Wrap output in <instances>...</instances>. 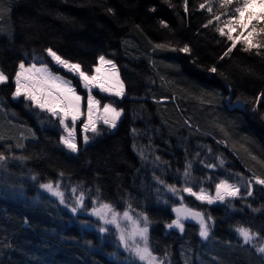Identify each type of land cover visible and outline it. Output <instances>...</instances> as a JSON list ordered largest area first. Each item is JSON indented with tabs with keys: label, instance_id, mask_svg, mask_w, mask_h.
I'll return each instance as SVG.
<instances>
[{
	"label": "trees",
	"instance_id": "16d2710c",
	"mask_svg": "<svg viewBox=\"0 0 264 264\" xmlns=\"http://www.w3.org/2000/svg\"><path fill=\"white\" fill-rule=\"evenodd\" d=\"M236 6L0 0V70L9 76L0 84V153L7 158L0 162V264H131L117 238L84 225L97 226L95 217L72 212L41 189L45 183L144 214L152 251L170 264H264L256 251L264 240V185L253 179H264V48L245 51L246 39L226 25ZM260 21L248 39L255 45L264 44ZM217 27L230 30L235 47ZM185 45L190 51H179ZM49 47L88 74L104 55L124 82L123 96L92 89L100 105L110 103L122 116L114 128L98 123L87 143L79 133L77 152L61 142L58 117L12 96L19 63L44 62L72 81L86 111L87 89L50 62ZM228 86L245 109L225 104ZM221 180L235 182L239 195L208 203L184 194V203L211 220L207 238L197 222L168 227L176 201L163 196L165 186L213 194ZM241 226L258 236L245 244Z\"/></svg>",
	"mask_w": 264,
	"mask_h": 264
},
{
	"label": "snow or ice",
	"instance_id": "6c2138e0",
	"mask_svg": "<svg viewBox=\"0 0 264 264\" xmlns=\"http://www.w3.org/2000/svg\"><path fill=\"white\" fill-rule=\"evenodd\" d=\"M259 3L264 5V0H221V6L226 7L228 5L237 4L233 10L232 16L225 21L226 25H233L235 24L238 30H242L243 28L248 27L247 24H241L240 16L244 12L245 9H248L249 6L253 3ZM187 4V0H185V5ZM201 8H204L205 5L201 4ZM109 12H112V9H108ZM209 12H212V8H208ZM222 15H227V12L222 13ZM254 14L249 11L247 14V18H251ZM261 15H264L262 13ZM215 20L219 21L220 16H215ZM213 21L209 20L208 23L211 24ZM163 24L164 22L161 21ZM261 24L260 20H257L255 23L251 24V30L249 31L248 35L251 36L252 32L257 29V26ZM216 31L220 33L222 36H226L229 41L232 42V47L236 46V40L231 35L230 30L225 31L224 28L217 27ZM260 33H264V26L259 28ZM243 43L247 45L245 47V51L251 50L253 47L256 48H264V44L255 45L252 44L249 40H244ZM158 48H164V45H157ZM175 50V49H173ZM179 51L182 52H189L190 49L187 45L183 48H180ZM232 51V48L228 49V52H225V55H228L229 52ZM45 52L47 53L48 57L50 58V62L59 69L64 70L66 73L71 74L73 77H78L79 82L83 85L85 89L88 90V113H87V120L83 124L84 131L91 130L93 133L99 134V130L96 127L97 121L93 119V111L96 105L99 104V101H96L95 98L92 96L91 92L94 87H99L100 91L109 92L116 96H123V84L120 82V87L118 89H113L111 87H105L102 82H98L96 76H90L86 71L82 70L80 63H72L69 59L64 58L63 56L59 55L57 51H54L51 47L46 48ZM223 58V57H222ZM99 61L101 64H109L112 68H115V65L112 61H106L105 56H99ZM212 72H216V68L213 67L210 69ZM96 72H99V68H96ZM9 80V76L5 74L2 70H0V84H6ZM15 84V90L12 92L13 98H19L23 96L25 100L29 101L33 107L39 108L42 112L46 111L51 114L53 117L59 118V123L64 126L65 129L68 128V124L66 121L71 120L73 128L75 127L76 121L80 118L83 113L81 112V97L77 94L76 87L73 86L72 81L69 79H65L64 76L59 75L58 73H53L51 68L49 67L48 63L40 62L39 67L36 64H31L28 67H25L23 61L19 63V70L15 72V76L13 78ZM59 104L61 106V110L57 111L54 105ZM104 113L111 114L105 115L103 118V123L109 125L110 127H116V122L121 115V110H117L111 104L104 105ZM0 139H3L0 136ZM85 143H87L90 139L88 135L83 137ZM61 142L63 145L69 149L71 152H77L78 146L74 141V137L72 134H69V137H61ZM7 158L3 153H0V162L5 161ZM255 159V157H253ZM223 163V161H221ZM190 167V166H189ZM210 167H212L210 165ZM188 175L187 169L185 170V176ZM256 183L260 185H264V179L260 177H253ZM251 181H249V186ZM41 187L45 188L47 191L52 193L53 195L60 198L61 203L64 202V194L58 190V185L56 187L53 186L52 183L41 185ZM169 189L172 192H176V188L174 186H169ZM75 191V189H73ZM184 191L195 195L199 200H207L208 203H213V200L223 201L226 196L234 197L238 195L239 188L229 184L227 181H221L219 184L216 185V197L212 198L207 195L199 194L197 195L195 192L192 191L191 188H185ZM248 194L251 195V190L249 187ZM83 200V193L80 195V199L78 203L82 202ZM101 208L104 211L93 209V212L96 216L100 217L101 219H105L108 214H111V220H105V223L115 224L117 228H119L118 223V216L119 213L115 211L112 205L110 204H103ZM177 212V219L172 221L171 224L168 225L169 228L173 226L183 230V224L180 221L181 209H176ZM72 212H76V208H72ZM185 217L191 216L199 220L200 225V236L207 238L209 234V225L204 218V214L200 212H194L190 209H185L183 212ZM123 217L127 220H131L128 211L123 213ZM145 227L140 228L138 226L137 221H132L134 225H136L128 237L125 236L124 232L121 231L119 236L120 242L123 244L126 250L131 252L135 257L139 259V261L144 262V264H153L156 257L152 255L151 250L148 248V237H147V217L144 218ZM101 232H106L107 229L104 227L100 228ZM236 232L238 235L243 239L245 244L251 243L254 238L258 236V233H253L249 228L246 227H237ZM139 237L144 242V247L141 248L138 245L133 247L130 245L129 240L131 239L133 244L135 243V238ZM256 251L259 253L264 254V245L257 247Z\"/></svg>",
	"mask_w": 264,
	"mask_h": 264
},
{
	"label": "rangeland",
	"instance_id": "374dc122",
	"mask_svg": "<svg viewBox=\"0 0 264 264\" xmlns=\"http://www.w3.org/2000/svg\"><path fill=\"white\" fill-rule=\"evenodd\" d=\"M249 11H251L254 14L251 18H247V14H248ZM262 13H264V5H261L258 2L251 4L249 6V8L245 9L244 12L241 14L240 21H239L241 24H247L248 27L243 28L242 30H238L236 28L235 24H233L232 25V30L236 33V35L238 37H242V39L252 40L254 38L256 32L253 31L251 36L248 35L249 31H252L251 30V24L255 23L257 20L262 19L264 17V15H261ZM105 59H106V61H112L110 58H108L106 56H105ZM72 63H75V62H72ZM112 63L115 65V68H112L111 65H109L107 63L101 64L99 59H98V63L95 65L93 73H91L89 75L90 76L95 75L98 82H102L105 85V87H111L113 89H118L120 87V82H122L123 91H124V83H123V80L121 79L118 67L113 61H112ZM24 64H25V67H28L29 65L36 64V63L27 64V63L24 62ZM36 65H37V67H39V64H36ZM97 67L99 68V72L98 73L96 72V68ZM18 70H19V65H18ZM53 73H56V72L53 71ZM59 75H61V74H59ZM65 79H68V78L65 77ZM94 88H98L99 89V87H94ZM112 93H114V92H112ZM77 94L80 95L78 92H77ZM91 94H92V92H91ZM80 97H81V95H80ZM15 99H18V98H15ZM106 104H110V103H106ZM80 105H81V112L83 113V115H81L80 118L76 121L75 127L73 128V125L71 123L70 118H69L68 121H66L67 124H68V128L67 129H65L64 126L62 125L63 130H64V133L62 134V136L67 138V137H69V134L71 133L72 137H74L75 143L78 146V150L80 149L79 145H78V134L81 133L82 137H84L85 135L88 134V132L91 131V130L84 131V129H83V124L87 120L88 108L86 109L85 112H83V110H82V100L80 101ZM112 106L114 108H116L114 105H112ZM54 107H55V109L57 111L61 110V106L59 104L54 105ZM116 109L117 110H121V109H118V108H116ZM105 115H109L110 116L111 114L110 113L109 114H105L104 113V106L102 108H100V109H98L97 107L94 108L93 119L97 121L96 127H97L98 123L103 122V118H104ZM121 116H122V110H121V115H120L119 119L121 118ZM119 119L117 120L116 125H117ZM83 142L85 143L84 139H83ZM221 181H227L229 184L234 185V186L239 188V186L235 182L228 181V180H221ZM175 188H176V192H172L169 189V186H165L164 189H163V193H164L163 196L165 198H171L172 200L176 201V204L184 203V194L185 193H189V192L184 191L185 188H191L192 191L195 192L197 195L201 194V192H202V194L207 195V196L212 197V198H215L216 194H217L216 193V189H215V192L213 194H210L208 191L203 190V189L196 191L190 186H186L183 189H180L179 187H175ZM73 189H75V191H73ZM58 190L64 194V202L71 209L72 208H76V211H79V212L81 211L83 213H86L88 216H92L93 218L95 217V219L97 220V226L91 224L90 222H86L84 224L85 226H87L89 228H95L96 227L98 230H100L101 227L106 228L107 231L106 232H102V233L106 234L108 236H114L115 238L118 239V242H119L120 246L125 251L126 256L128 257L127 261L129 263H131V264H144V262L139 261V259L137 257H135L128 250H126L125 247L123 246V244L120 242V239H119L121 231L124 232L126 237L129 236V234L131 233L132 229L136 226V225H134L132 223V221H137L138 222V226L140 228L145 227L144 218L146 216L144 214H142L140 212H137V211H134V210H131V209L119 210V209L115 208L112 205L113 208L115 209V211L117 213H119V216L117 218L118 219V223H119V228H117L115 224L105 223V220H111L112 219L111 214H108L105 217V219H101L100 217L94 215L93 209H97L99 206H101L103 204H108V203H105L104 201H100L99 199H96L95 197H90L89 195L84 194V193H83L82 202L78 203V201L80 199V195H81L82 192H79L76 188H69V189H60V188H58ZM189 194H191V193H189ZM238 195H236V196H238ZM226 197H229V196H226ZM203 201H207V200H203ZM214 202H221V201H217V200L214 199L213 203ZM101 211H104V210L102 209ZM125 211L129 212L131 220H127V219H125L123 217V213ZM204 218H205V220L207 221V223L209 225V231H210L211 220L205 215H204ZM198 224H199V221H198ZM147 228H148V232H147L148 248L151 250L152 255L154 257H156V259L153 262V264H170L167 260H164L162 257H159L158 255H156L152 251V247H151V244H150V237H149L150 224H149L148 220H147ZM129 243L133 247H135L136 245H138L141 248L144 247V242L139 237L135 238V243L134 244H133L131 239L129 240ZM263 244H264V240H262L258 244V246L260 247Z\"/></svg>",
	"mask_w": 264,
	"mask_h": 264
},
{
	"label": "water",
	"instance_id": "95a60500",
	"mask_svg": "<svg viewBox=\"0 0 264 264\" xmlns=\"http://www.w3.org/2000/svg\"><path fill=\"white\" fill-rule=\"evenodd\" d=\"M229 88V91H228V94L226 95L225 99H224V102L225 104L228 106L229 109H233V108H239V109H245L246 107V103L245 101L242 99V98H235L234 97V93L232 91V88L230 86H228ZM45 184H48V183H45ZM44 185V184H43ZM41 189H45L43 187H41ZM102 206V205H101ZM101 206H99L96 210H102ZM181 209V215H180V221H186V222H198L199 220L196 219V218H193L191 216H187L185 217L183 215V212L185 209H190L194 212H201V210L199 209H196V208H191L189 207L188 204L186 203H182V204H176L173 208H172V212L173 214L175 215V218L174 220L177 219V212L175 211L176 209ZM95 215V214H94ZM96 216V215H95ZM264 245V244H263Z\"/></svg>",
	"mask_w": 264,
	"mask_h": 264
},
{
	"label": "crops",
	"instance_id": "0c3cea01",
	"mask_svg": "<svg viewBox=\"0 0 264 264\" xmlns=\"http://www.w3.org/2000/svg\"><path fill=\"white\" fill-rule=\"evenodd\" d=\"M124 94H125V88H124ZM123 94V95H124ZM92 96L95 98L96 101H98V99L92 94ZM106 104V103H105ZM104 104V105H105ZM104 105H100V103L98 105H96L95 107H97L98 109L102 108Z\"/></svg>",
	"mask_w": 264,
	"mask_h": 264
},
{
	"label": "bare ground",
	"instance_id": "6f19581e",
	"mask_svg": "<svg viewBox=\"0 0 264 264\" xmlns=\"http://www.w3.org/2000/svg\"><path fill=\"white\" fill-rule=\"evenodd\" d=\"M125 95V94H124ZM175 206V205H174ZM174 206H172V208L174 207ZM189 207H191V206H189ZM172 208H171V210H172ZM191 208H194V207H191ZM196 209H198V208H196ZM200 210V209H199ZM202 212V211H201ZM173 213V212H172ZM203 214V213H202ZM174 218H175V215H174ZM174 221V220H173ZM171 224V223H170Z\"/></svg>",
	"mask_w": 264,
	"mask_h": 264
},
{
	"label": "flooded vegetation",
	"instance_id": "af4514ba",
	"mask_svg": "<svg viewBox=\"0 0 264 264\" xmlns=\"http://www.w3.org/2000/svg\"><path fill=\"white\" fill-rule=\"evenodd\" d=\"M185 222H186V221H181V223H183V225H184Z\"/></svg>",
	"mask_w": 264,
	"mask_h": 264
}]
</instances>
